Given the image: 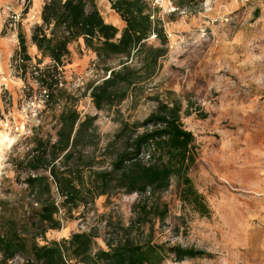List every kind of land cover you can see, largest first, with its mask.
Here are the masks:
<instances>
[{
    "label": "rangeland",
    "instance_id": "obj_1",
    "mask_svg": "<svg viewBox=\"0 0 264 264\" xmlns=\"http://www.w3.org/2000/svg\"><path fill=\"white\" fill-rule=\"evenodd\" d=\"M145 1L158 5L151 8L164 25L167 43L150 38L148 59L135 62L136 76L121 85V98L97 109L90 90L105 74L95 53L83 40L69 46L70 57L57 75L58 94L48 101L33 72L53 63L41 59L31 42L44 0H0V247L16 235L17 201L30 175L22 162L35 138L53 143L56 116L77 112L83 128L58 166L85 197L68 202L71 193L61 192L49 173L41 172L50 179L62 227L48 231L40 244L59 242L73 264H103L101 253L116 231L130 224L138 200L113 175V163L152 129L151 116L179 104L182 123L195 137L196 162L189 177L207 213L183 203L173 178L161 195L169 210L166 219L151 220L134 235L139 242L149 236L156 244L207 254L184 261L169 255L162 264L256 261V250L243 253L233 246L243 237L255 244L264 237V0H206L178 12L173 10L178 0ZM95 4L107 23L125 27L109 0ZM20 33L31 57L26 70L17 59ZM152 46L161 49L153 52ZM146 151L141 158L148 159ZM12 255L9 264H25L19 247Z\"/></svg>",
    "mask_w": 264,
    "mask_h": 264
},
{
    "label": "trees",
    "instance_id": "obj_2",
    "mask_svg": "<svg viewBox=\"0 0 264 264\" xmlns=\"http://www.w3.org/2000/svg\"><path fill=\"white\" fill-rule=\"evenodd\" d=\"M204 1L178 0L175 2L176 12L201 5ZM109 2L125 23L122 30L105 21L95 0H44L42 22L34 28L31 42L41 59H49L53 63L46 69L36 67L33 72L37 73L48 101L58 94L60 83L57 75L70 57L69 46L73 43L83 40L86 47L95 53L97 67L105 74L103 80L90 90V98L97 109L121 98V85L132 82L136 76L135 62L140 64L148 59L145 48L150 38H158L166 45L164 25L152 11L151 4L145 0ZM152 48L153 52L161 49ZM19 50L17 59L26 70L31 57L22 33L19 34ZM115 61L117 64L111 65ZM181 111L182 107L175 104L151 116L152 129L141 135L133 151L120 153L114 161L113 175L117 174L123 187L137 194L138 200L133 206L134 217L130 224L120 227L108 249L101 253L103 264H162L169 255H173L176 261L207 255L180 245L156 244L149 236L145 242H139L134 235L151 220L166 219L169 210L161 195L170 187L173 178L178 180L183 203L207 213L205 199L196 191L189 177V171L196 162L195 137L184 127ZM56 118L59 125L56 140L52 143L35 138L32 153L22 162L30 175L25 180V194L17 201L21 215L16 235L5 241L6 247H0V264H9L16 247L22 250L25 264H73L66 258L59 242L40 244L48 231L62 227L50 179L41 172L49 173L61 192L71 193L68 202L85 197V193L73 187L58 166L61 158L70 156L76 135L83 128L79 124L80 115L61 112ZM145 150L148 159L141 158ZM105 174L110 177L112 172Z\"/></svg>",
    "mask_w": 264,
    "mask_h": 264
},
{
    "label": "crops",
    "instance_id": "obj_3",
    "mask_svg": "<svg viewBox=\"0 0 264 264\" xmlns=\"http://www.w3.org/2000/svg\"><path fill=\"white\" fill-rule=\"evenodd\" d=\"M206 1V0H205ZM236 3H239L240 0H235ZM235 249H242L243 253L245 251H251V250H256L257 255L255 256L256 261L251 263V264H264V237H259L257 240L256 244L253 243L252 241L246 239V237H243V239L233 246ZM239 251V250H238Z\"/></svg>",
    "mask_w": 264,
    "mask_h": 264
},
{
    "label": "built area",
    "instance_id": "obj_4",
    "mask_svg": "<svg viewBox=\"0 0 264 264\" xmlns=\"http://www.w3.org/2000/svg\"><path fill=\"white\" fill-rule=\"evenodd\" d=\"M151 5H152V7H156V6H158L157 4H155V2H152ZM173 10L176 12L177 9L174 8Z\"/></svg>",
    "mask_w": 264,
    "mask_h": 264
}]
</instances>
